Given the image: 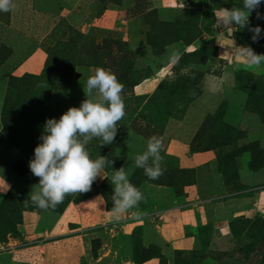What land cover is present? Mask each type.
<instances>
[{"label": "rangeland", "instance_id": "rangeland-1", "mask_svg": "<svg viewBox=\"0 0 264 264\" xmlns=\"http://www.w3.org/2000/svg\"><path fill=\"white\" fill-rule=\"evenodd\" d=\"M14 2L10 12H0V135L5 139L6 132L12 136L15 131L3 128L8 106L17 130L12 138L18 143L5 140L7 147L0 153L2 245L21 242L24 235L42 234L70 202L101 194L106 205L113 206L108 176L94 180L87 191L67 194L54 209H41L30 201L39 178L31 173L28 162L40 142L44 122L59 118L70 106H79L85 98L84 82L99 66L113 72L124 85L125 115L118 121L116 137L126 126L147 139L159 137L163 174L150 180L141 168L131 172L128 179L144 199L122 215L142 219L143 224L127 236L119 222L87 230L91 235L78 264H264L263 199L258 198L262 205L250 214L230 217L224 238L216 235L217 220L210 212L206 221L193 219L185 226V233L194 237L189 249L174 247L159 227L164 215H170L168 198L182 204L186 185H194L193 190L203 197L227 198L264 190V63H246L238 48L250 46L264 54V3L249 15V25L262 29L261 38L254 41L249 27H217L215 21L214 11L240 7L241 0ZM132 20L138 23L134 29L130 28ZM129 33L135 42L128 39ZM37 47L46 53L43 68L17 73V66ZM172 47L182 53L175 64L150 57L168 55ZM161 67L167 73L157 90L135 94L132 84L155 75ZM203 96L209 101L199 112L194 101ZM171 135L193 151L215 150V158L209 164L181 167L177 156L165 152L172 142L178 143ZM111 145H100L93 138L86 149L95 159L106 156ZM108 160L112 164L104 170L120 168L119 161ZM249 171L258 172L252 185L240 178V172ZM156 184L166 186L167 200L159 202L153 212L149 191ZM22 261L43 264L33 253Z\"/></svg>", "mask_w": 264, "mask_h": 264}, {"label": "clouds", "instance_id": "clouds-1", "mask_svg": "<svg viewBox=\"0 0 264 264\" xmlns=\"http://www.w3.org/2000/svg\"><path fill=\"white\" fill-rule=\"evenodd\" d=\"M262 3L264 0H241L240 7L219 8L214 11L217 27L242 29L247 26L254 41L261 38V27H251L249 15ZM14 7V0H0V12H10ZM257 16L261 13L257 12ZM238 48L246 63H264V54L256 53L250 46ZM181 55L179 49L172 47L167 59L175 64ZM123 87L113 72L98 66L84 82L85 98L79 106H70L59 118L46 119L40 142L28 162L31 173L39 178L35 190H31L32 204L41 209H54L67 194L87 191L97 177H106L101 175V169L112 161L104 155L91 158L86 145L93 138H98L100 145L114 142L118 121L125 115ZM162 159L161 139L152 136L147 140L146 150L137 154L134 162L150 180H155L163 174ZM106 178L112 185V216L119 220L123 213L138 205L144 195L130 182L123 166Z\"/></svg>", "mask_w": 264, "mask_h": 264}, {"label": "crops", "instance_id": "crops-1", "mask_svg": "<svg viewBox=\"0 0 264 264\" xmlns=\"http://www.w3.org/2000/svg\"><path fill=\"white\" fill-rule=\"evenodd\" d=\"M130 23V28L133 29L138 24L137 21L133 20ZM128 39L131 42L136 41L133 33H129ZM150 57L155 61L169 62L167 55L164 53L151 55ZM45 60V51L41 47H37L27 59L17 66L15 71L17 73L39 72L43 68ZM164 69V67H161L160 71H155V75L136 83L133 86L135 94H145L155 90L167 73ZM197 99L194 102H198L197 111L200 112L205 108V102L209 100L204 101V96ZM170 120L167 124H171ZM183 125L186 127V131H189L188 122L185 121ZM167 128L168 125H166ZM164 133H166V130ZM171 137L176 138L178 136L171 135ZM176 139L178 143L176 141L172 142L165 152L177 156L179 165L183 168L209 164L215 158V150L213 149L193 151L182 140ZM147 140L130 126H126L118 133L107 150L106 156L110 160L119 161L120 167L123 166L129 176L137 168L134 158L137 154L146 150ZM115 170L113 167H108L107 170L101 169V175L111 177ZM257 175V171L240 172L242 181L249 185L257 182ZM97 179H100V177H97ZM193 188L194 185L192 184L185 186L186 194L182 202L184 205L179 204L178 200L172 197L167 200V188L164 185L156 184L149 191V200L153 212L157 210L159 202L169 201L170 215H164V221L161 222L162 225L159 227L161 235L167 237L176 248L189 249L193 246L194 237L185 233V226L192 223L193 219L206 221L208 218L207 212H210L212 218L214 217L217 220L216 235L224 238L228 233L226 222L230 217L241 214L248 215L258 205H262L258 198L264 200V190L260 193L254 191L244 196L234 195L225 198L224 196H199ZM251 189L252 187H249V190ZM25 215L28 217L30 214ZM121 217L119 220L113 219L112 209L106 208L105 199L101 194L70 202L54 218L49 228L44 229L42 234L24 235L21 242L9 245H2L0 242V264H23L26 261L23 262L22 259L31 253H33V256L41 258L43 264H78L81 253L86 250L87 239L91 235V231L87 230L104 226L105 223L119 222V228L127 236L135 226L143 224L142 219H127L124 215ZM153 225L157 229V221ZM153 232L157 236L155 229ZM65 244L71 245L65 247Z\"/></svg>", "mask_w": 264, "mask_h": 264}, {"label": "trees", "instance_id": "trees-1", "mask_svg": "<svg viewBox=\"0 0 264 264\" xmlns=\"http://www.w3.org/2000/svg\"><path fill=\"white\" fill-rule=\"evenodd\" d=\"M162 81V80H161ZM161 81L159 82V84L157 85V87L161 84ZM139 81H136V82H134L133 84H132V89H133V86L136 84V83H138ZM157 87H156V89L155 90H157ZM154 90V91H155ZM7 108H8V106H7ZM7 108H4L5 110H4V112H3V116H2V121H3V128H5V130H8V128H12V129H14L13 131H14V133H13V135L12 136H14L15 134H16V132H17V130H16V127L14 126V125H12V117H11V115L10 114H8L7 112H8V109ZM8 122H9V125L7 126V124H8ZM139 133V132H138ZM142 135V134H141ZM12 136L11 135H9L7 132H6V138L5 139H3L2 138V136L0 135V153L2 152V151H4L5 149H6V147H7V144H5L4 142H5V140H7L9 143H13L14 145H18V143H17V141L16 140H14L13 138H12ZM106 208L107 209H112V207H110V206H107L106 205ZM64 209V208H63ZM62 209V210H63Z\"/></svg>", "mask_w": 264, "mask_h": 264}]
</instances>
